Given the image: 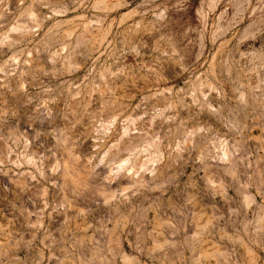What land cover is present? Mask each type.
Listing matches in <instances>:
<instances>
[{"label":"rangeland","instance_id":"obj_1","mask_svg":"<svg viewBox=\"0 0 264 264\" xmlns=\"http://www.w3.org/2000/svg\"><path fill=\"white\" fill-rule=\"evenodd\" d=\"M195 224L264 264V0H0V264L179 259Z\"/></svg>","mask_w":264,"mask_h":264},{"label":"crops","instance_id":"obj_2","mask_svg":"<svg viewBox=\"0 0 264 264\" xmlns=\"http://www.w3.org/2000/svg\"><path fill=\"white\" fill-rule=\"evenodd\" d=\"M202 224H195L193 226V230L191 236H187L193 238L195 241H197V249H190L187 252H185L181 258L175 259L174 255L171 253L173 252V246L174 243L169 244L168 246L166 243H160V255L159 259L156 258L153 264H167L166 259H169V264H226V247L224 244L220 243L219 238L214 239V234L208 235V232H205L201 226ZM205 229V228H204ZM211 233V232H210ZM262 233V232H260ZM162 235H165V233H161ZM173 234L170 233V236ZM188 235V234H187ZM207 235L209 236L207 238ZM172 239V238H171ZM212 244L210 246L209 244ZM45 242V241H44ZM14 244V243H11ZM258 245H261V241ZM16 251L19 245H16ZM60 246V245H58ZM56 245L54 244H44V252H43V261L47 259L48 264L52 262V264H66V254L55 251ZM28 255V254H27ZM8 260H12L9 257L11 256V253L6 254ZM26 259H28V256H25ZM143 256L141 255H133L130 254H121L119 256H115L113 258L112 264H130V260H133L135 264H145V261L142 260ZM18 260V259H14ZM73 264H79L77 261H74ZM253 264H259L257 260L255 259L253 261Z\"/></svg>","mask_w":264,"mask_h":264},{"label":"bare ground","instance_id":"obj_3","mask_svg":"<svg viewBox=\"0 0 264 264\" xmlns=\"http://www.w3.org/2000/svg\"><path fill=\"white\" fill-rule=\"evenodd\" d=\"M246 1H247V0H246ZM241 3H242V2H241ZM238 8H239V7H238ZM241 11H242V10H241ZM242 13H243V12H242ZM199 14H200V15H202V11H201V10H199ZM224 155H227V154H226V153H224ZM118 170H119V173H118V175H119V174H121L120 172L122 171V169H121V168H119Z\"/></svg>","mask_w":264,"mask_h":264}]
</instances>
